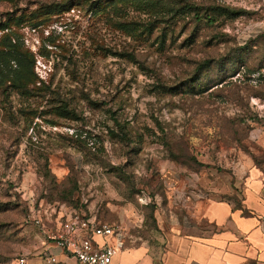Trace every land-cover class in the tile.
<instances>
[{
    "label": "rangeland",
    "instance_id": "rangeland-1",
    "mask_svg": "<svg viewBox=\"0 0 264 264\" xmlns=\"http://www.w3.org/2000/svg\"><path fill=\"white\" fill-rule=\"evenodd\" d=\"M72 1L0 0V49L33 80L0 86V264L54 256L63 210L157 255L264 175V0H191L197 22Z\"/></svg>",
    "mask_w": 264,
    "mask_h": 264
},
{
    "label": "crops",
    "instance_id": "crops-1",
    "mask_svg": "<svg viewBox=\"0 0 264 264\" xmlns=\"http://www.w3.org/2000/svg\"><path fill=\"white\" fill-rule=\"evenodd\" d=\"M238 191L236 200L206 199L197 215L183 219L166 236L157 255L144 244L122 245L113 260L121 264H264V175L249 167ZM51 253L56 264H76L56 247ZM43 262L28 260L27 264Z\"/></svg>",
    "mask_w": 264,
    "mask_h": 264
},
{
    "label": "built area",
    "instance_id": "built-area-1",
    "mask_svg": "<svg viewBox=\"0 0 264 264\" xmlns=\"http://www.w3.org/2000/svg\"><path fill=\"white\" fill-rule=\"evenodd\" d=\"M57 219L53 245L76 264H121L113 260L123 245L122 235L115 227L76 210L60 211ZM43 260L46 264L57 262L52 255ZM15 264L25 261L18 258Z\"/></svg>",
    "mask_w": 264,
    "mask_h": 264
},
{
    "label": "trees",
    "instance_id": "trees-1",
    "mask_svg": "<svg viewBox=\"0 0 264 264\" xmlns=\"http://www.w3.org/2000/svg\"><path fill=\"white\" fill-rule=\"evenodd\" d=\"M125 4L134 5L135 9L143 11L142 13H149L150 8L159 9V18H185L190 17L194 21L200 20L199 15V6H197L191 0H125ZM119 0H111L109 3L112 5H117ZM78 5L81 2H78ZM62 4V3H60ZM74 4V0L71 2V5ZM106 1H92L87 3L88 7H93L94 13H97L99 19H103L105 15V7L107 6ZM63 5V4H62ZM224 10V9H223ZM227 15H237L236 11L230 10L223 12ZM206 20L212 21L211 13L205 14ZM7 48L0 49V86L5 83V81L15 82L18 85L26 86L33 83L31 77L23 75L21 69L20 58H17L14 51V44L10 42V39L7 38ZM12 62V63H11ZM15 65V66H13Z\"/></svg>",
    "mask_w": 264,
    "mask_h": 264
}]
</instances>
